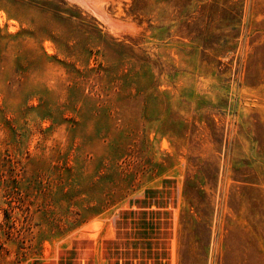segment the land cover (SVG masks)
Wrapping results in <instances>:
<instances>
[{"label": "rangeland", "instance_id": "374dc122", "mask_svg": "<svg viewBox=\"0 0 264 264\" xmlns=\"http://www.w3.org/2000/svg\"><path fill=\"white\" fill-rule=\"evenodd\" d=\"M89 2L0 0V264H264V0Z\"/></svg>", "mask_w": 264, "mask_h": 264}, {"label": "bare ground", "instance_id": "6f19581e", "mask_svg": "<svg viewBox=\"0 0 264 264\" xmlns=\"http://www.w3.org/2000/svg\"><path fill=\"white\" fill-rule=\"evenodd\" d=\"M76 1L79 2L80 5L82 4V6H83V5L88 6V7L91 6L89 0H76ZM96 3H97V2H96ZM91 4L93 5L94 3L91 2ZM94 7H95V6H94ZM96 7H97V6H96ZM90 8H91V7H90ZM93 9H95V8H93ZM96 11H97V12H100L98 9H96ZM100 15H102V14H100ZM98 17H99V16H98ZM100 18H102V17H100ZM106 18H107V17H106ZM98 19H99V18H98ZM102 19H103V18H102ZM103 21H104V20H103ZM110 27H111V26H110ZM116 27H117V26H116Z\"/></svg>", "mask_w": 264, "mask_h": 264}]
</instances>
